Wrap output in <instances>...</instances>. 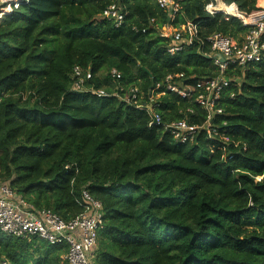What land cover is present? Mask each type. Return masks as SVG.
I'll list each match as a JSON object with an SVG mask.
<instances>
[{"label":"trees","instance_id":"obj_1","mask_svg":"<svg viewBox=\"0 0 264 264\" xmlns=\"http://www.w3.org/2000/svg\"><path fill=\"white\" fill-rule=\"evenodd\" d=\"M115 1L25 0L1 19L0 183L34 212L65 220L93 213L84 190L99 200L95 264H264V57L228 71L237 81L223 92L216 134L176 141L143 108L203 123L195 94L161 83L183 72L193 83L216 67L196 41L171 55L153 29L141 32L152 17L166 20L154 0H120L128 11L120 27L97 21ZM210 1L185 0L186 18L203 37L242 43L250 26L209 14ZM225 1L249 14L259 0ZM75 66L92 71L82 91ZM67 252L0 229V264H68Z\"/></svg>","mask_w":264,"mask_h":264},{"label":"built area","instance_id":"obj_2","mask_svg":"<svg viewBox=\"0 0 264 264\" xmlns=\"http://www.w3.org/2000/svg\"><path fill=\"white\" fill-rule=\"evenodd\" d=\"M23 1L25 0H0V23L4 15L11 14ZM154 1L165 13L166 20L152 17L149 19V26L142 28L141 32L147 33L148 30L153 29L156 36L168 43L167 50L171 55L185 50L188 45L196 41L200 45L199 52L211 59L216 67V75L199 78L193 83L189 82L188 79L191 77H187L184 72L169 74L161 83L166 90L182 98H189L195 94V103L207 112L203 123H192L187 117L165 121L159 114L151 115L147 110L151 115L152 124L161 126L176 141L193 143L201 130H207L209 136L219 131L213 125V119L217 114L223 113L224 109L221 107L223 92L233 84V81H237V77L229 74L228 71L245 68L264 57V11L257 9L248 14L242 11L236 2L225 0H212L206 4L205 10L209 14L221 13L232 16L238 18L243 25L250 26L244 41L238 43L234 38L221 33L203 37L199 25L186 18L185 0ZM228 8L234 9V12L229 13ZM127 15L128 11L119 0L110 4L96 19L108 20L116 27H120L124 24ZM206 45L207 48H205ZM112 75L120 78V73L116 69L112 70ZM71 77L74 89L82 91L85 89L86 82L92 78V71L75 66ZM132 90L134 93L129 101L137 106V89ZM96 91L99 96L106 94L104 89ZM143 109L146 110V108ZM189 111L193 113L194 109L189 108ZM83 196L93 213H84L65 220L50 210L34 212L27 201L20 197L9 184L0 183V229L22 238L37 235L50 243L68 245V252L65 255L68 264H95L98 233L104 225V213L102 203L93 198L87 190L83 191ZM1 264H9V262L2 261Z\"/></svg>","mask_w":264,"mask_h":264},{"label":"rangeland","instance_id":"obj_3","mask_svg":"<svg viewBox=\"0 0 264 264\" xmlns=\"http://www.w3.org/2000/svg\"><path fill=\"white\" fill-rule=\"evenodd\" d=\"M257 7H258V11H264V6L261 5L260 1L258 2Z\"/></svg>","mask_w":264,"mask_h":264},{"label":"water","instance_id":"obj_4","mask_svg":"<svg viewBox=\"0 0 264 264\" xmlns=\"http://www.w3.org/2000/svg\"><path fill=\"white\" fill-rule=\"evenodd\" d=\"M152 107H153V105H152V104H150L149 106L145 107V108H146V110H148V111L151 113V115H153V110H152Z\"/></svg>","mask_w":264,"mask_h":264},{"label":"bare ground","instance_id":"obj_5","mask_svg":"<svg viewBox=\"0 0 264 264\" xmlns=\"http://www.w3.org/2000/svg\"><path fill=\"white\" fill-rule=\"evenodd\" d=\"M227 10H228L229 13H233L234 12V9H232V8H228Z\"/></svg>","mask_w":264,"mask_h":264},{"label":"crops","instance_id":"obj_6","mask_svg":"<svg viewBox=\"0 0 264 264\" xmlns=\"http://www.w3.org/2000/svg\"><path fill=\"white\" fill-rule=\"evenodd\" d=\"M259 1H262V0H259ZM259 1H258V2H259Z\"/></svg>","mask_w":264,"mask_h":264}]
</instances>
